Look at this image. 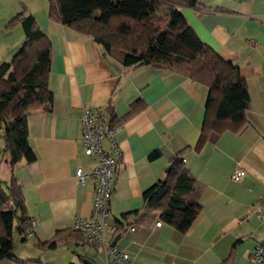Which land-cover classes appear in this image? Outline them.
I'll return each mask as SVG.
<instances>
[{
  "label": "crops",
  "instance_id": "crops-1",
  "mask_svg": "<svg viewBox=\"0 0 264 264\" xmlns=\"http://www.w3.org/2000/svg\"><path fill=\"white\" fill-rule=\"evenodd\" d=\"M49 9L48 0H0V63L11 61L25 41L22 26L12 19L33 14L51 41L52 91L49 104L28 116L36 161L12 168L32 219L26 236L32 243L21 250L14 244L16 258L0 264H105L102 252L75 237L74 220L92 213L96 190L94 180L81 184L76 178L78 168L90 171L97 164L81 143L84 107H107L119 124L108 225L133 224L117 240L118 249L140 264H248L264 241V0H199L197 7L181 8L200 39L238 65L250 94L242 127L200 149L204 84L152 65L126 66L89 35L52 19ZM154 151L159 154L150 157ZM176 155L204 185L191 226L180 231L158 212L126 219L125 213L143 208V192L167 177ZM4 163L10 165L9 157ZM239 164L246 174L233 181ZM55 236L54 248L40 245ZM106 236L113 241L112 234Z\"/></svg>",
  "mask_w": 264,
  "mask_h": 264
},
{
  "label": "trees",
  "instance_id": "trees-1",
  "mask_svg": "<svg viewBox=\"0 0 264 264\" xmlns=\"http://www.w3.org/2000/svg\"><path fill=\"white\" fill-rule=\"evenodd\" d=\"M48 1L52 19L89 35L103 46L106 55L124 65H152L204 84L208 93L196 149L244 124L250 94L238 65L206 45L182 14V7H197L199 0ZM11 23H20L25 35L13 59L0 63V135L14 168L22 160L30 164L37 159L29 140L28 116L52 99L51 41L31 13H19ZM109 119L118 124L116 117ZM158 154L154 151L150 157ZM203 189L182 157L176 155L167 177L143 192V208L123 216L142 220L158 212L163 222L186 231L198 214ZM131 224V220H119L113 238L119 239ZM32 227L19 180L15 176L10 181L0 179V260L16 258L15 233L25 236ZM75 232L82 240L81 233ZM58 241L55 236L40 245L54 248Z\"/></svg>",
  "mask_w": 264,
  "mask_h": 264
},
{
  "label": "built area",
  "instance_id": "built-area-1",
  "mask_svg": "<svg viewBox=\"0 0 264 264\" xmlns=\"http://www.w3.org/2000/svg\"><path fill=\"white\" fill-rule=\"evenodd\" d=\"M80 121L84 153L96 156L97 164L90 171L78 168L76 178L81 184L90 179L94 180L96 190L92 213L89 216H77L74 228L81 233L83 244L103 253L105 264H140L128 252L112 246V241L106 236V233L114 235L118 228L117 225H108V215L114 185V169L120 161V149L116 138L119 124L114 125L110 122L107 107H84ZM106 140L109 141V148L105 146ZM182 160L185 162L186 159ZM245 174V167L239 164L231 178L233 181H239ZM261 205L264 220V196L261 198ZM157 224L160 225L161 222ZM248 264H264V241L256 245Z\"/></svg>",
  "mask_w": 264,
  "mask_h": 264
},
{
  "label": "rangeland",
  "instance_id": "rangeland-1",
  "mask_svg": "<svg viewBox=\"0 0 264 264\" xmlns=\"http://www.w3.org/2000/svg\"><path fill=\"white\" fill-rule=\"evenodd\" d=\"M2 140H3V138L0 135V164L3 167V170L0 171V179H2L3 181H10V178L13 175V172H12V167L10 165L6 166V164L4 163L6 157H9V156H8V153H5V151H4L5 148H4V145H2V143H3ZM5 167H7V168H5ZM4 169H7V172ZM9 174H11V175L9 176ZM15 225L17 226V223H15ZM26 236L27 235L21 236V235L15 233L13 241H14L15 246L18 248V250L23 249L24 245H29L32 243L31 238L28 236L29 238L26 239Z\"/></svg>",
  "mask_w": 264,
  "mask_h": 264
},
{
  "label": "water",
  "instance_id": "water-1",
  "mask_svg": "<svg viewBox=\"0 0 264 264\" xmlns=\"http://www.w3.org/2000/svg\"><path fill=\"white\" fill-rule=\"evenodd\" d=\"M168 171H169V168L167 169ZM117 240H118V236H116L114 239H113V241H112V246H116V244H117ZM84 262L86 263V264H93L90 260H88V259H84Z\"/></svg>",
  "mask_w": 264,
  "mask_h": 264
}]
</instances>
